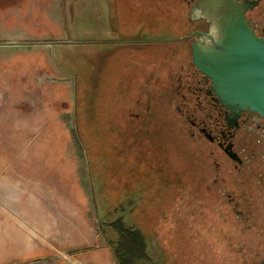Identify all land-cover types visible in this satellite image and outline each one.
<instances>
[{
  "label": "rangeland",
  "instance_id": "1",
  "mask_svg": "<svg viewBox=\"0 0 264 264\" xmlns=\"http://www.w3.org/2000/svg\"><path fill=\"white\" fill-rule=\"evenodd\" d=\"M147 3L0 0V264H260L257 233L195 193L165 103L134 131L166 70L117 30L156 27Z\"/></svg>",
  "mask_w": 264,
  "mask_h": 264
},
{
  "label": "flooded vegetation",
  "instance_id": "2",
  "mask_svg": "<svg viewBox=\"0 0 264 264\" xmlns=\"http://www.w3.org/2000/svg\"><path fill=\"white\" fill-rule=\"evenodd\" d=\"M157 1L156 27H146L145 14L152 5L147 0H136L137 6H146L145 14L135 18L138 32L126 35L122 28L117 30L125 42L161 57L162 62H156L166 70L161 75H150L152 82L161 81L154 92L144 87L138 96L139 103L148 104L142 114H133L134 131L143 135L151 115V101L165 103L176 135L193 144L195 193L199 198L217 201L212 207L214 213L233 211L240 234L254 231L264 246V117L251 109L235 113L224 106L212 88L211 78L194 64V39L208 27L205 21L190 19V10L198 0ZM246 16L256 33L264 36V0L249 7ZM253 216L257 223H246ZM256 259L254 264L259 260ZM259 263L264 264V256Z\"/></svg>",
  "mask_w": 264,
  "mask_h": 264
},
{
  "label": "water",
  "instance_id": "3",
  "mask_svg": "<svg viewBox=\"0 0 264 264\" xmlns=\"http://www.w3.org/2000/svg\"><path fill=\"white\" fill-rule=\"evenodd\" d=\"M259 0H198L222 26L224 39L204 54L194 46L192 60L211 78L222 104L235 113L243 109L264 117V36L251 25L246 10Z\"/></svg>",
  "mask_w": 264,
  "mask_h": 264
},
{
  "label": "clouds",
  "instance_id": "4",
  "mask_svg": "<svg viewBox=\"0 0 264 264\" xmlns=\"http://www.w3.org/2000/svg\"><path fill=\"white\" fill-rule=\"evenodd\" d=\"M190 19L192 21H205L208 24L207 30L199 33L193 42L194 46L199 48L202 53L208 54L221 44L224 39L222 26L210 16L207 9L201 6H193L190 10Z\"/></svg>",
  "mask_w": 264,
  "mask_h": 264
}]
</instances>
